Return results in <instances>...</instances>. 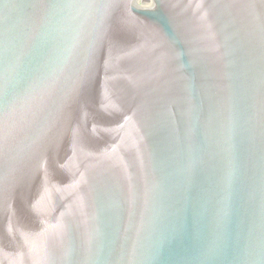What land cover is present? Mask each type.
<instances>
[{
  "label": "water",
  "instance_id": "95a60500",
  "mask_svg": "<svg viewBox=\"0 0 264 264\" xmlns=\"http://www.w3.org/2000/svg\"><path fill=\"white\" fill-rule=\"evenodd\" d=\"M0 264H264V0H0Z\"/></svg>",
  "mask_w": 264,
  "mask_h": 264
}]
</instances>
